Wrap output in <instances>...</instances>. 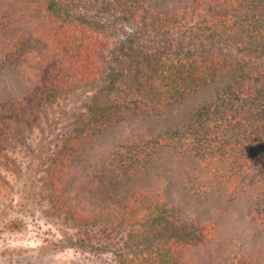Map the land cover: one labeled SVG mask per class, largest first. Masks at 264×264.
<instances>
[{
  "label": "trees",
  "instance_id": "1",
  "mask_svg": "<svg viewBox=\"0 0 264 264\" xmlns=\"http://www.w3.org/2000/svg\"><path fill=\"white\" fill-rule=\"evenodd\" d=\"M92 82L50 207L117 264H264V0H0V122Z\"/></svg>",
  "mask_w": 264,
  "mask_h": 264
},
{
  "label": "rangeland",
  "instance_id": "2",
  "mask_svg": "<svg viewBox=\"0 0 264 264\" xmlns=\"http://www.w3.org/2000/svg\"><path fill=\"white\" fill-rule=\"evenodd\" d=\"M101 84L75 85L43 105L34 123L0 122V264H117L123 233L109 241L48 203V166Z\"/></svg>",
  "mask_w": 264,
  "mask_h": 264
},
{
  "label": "clouds",
  "instance_id": "3",
  "mask_svg": "<svg viewBox=\"0 0 264 264\" xmlns=\"http://www.w3.org/2000/svg\"><path fill=\"white\" fill-rule=\"evenodd\" d=\"M125 31H126L129 35H131V33L133 32V29L130 28V27H127V28L125 29ZM122 39H124V38L122 37Z\"/></svg>",
  "mask_w": 264,
  "mask_h": 264
}]
</instances>
